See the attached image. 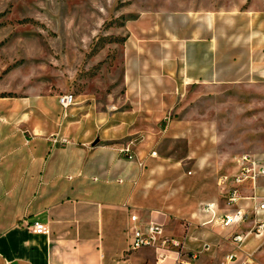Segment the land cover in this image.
<instances>
[{"label":"crops","instance_id":"1","mask_svg":"<svg viewBox=\"0 0 264 264\" xmlns=\"http://www.w3.org/2000/svg\"><path fill=\"white\" fill-rule=\"evenodd\" d=\"M219 25L208 13L132 20L115 109L64 112L50 95L0 98V264H154V250L128 252L133 214L161 224L166 236L186 237L196 264H235L227 256H241L239 246L222 239L231 229L210 222L205 206L214 203L221 215L218 181L238 173L240 157L226 164L214 152L218 139L205 134L212 129L202 103L205 92L250 80L253 50L251 39L223 38ZM124 145L130 161L120 154ZM238 195L234 207L252 214L264 202V179ZM36 221L49 233L25 228ZM223 241L229 247L219 257ZM262 245L264 231L241 248Z\"/></svg>","mask_w":264,"mask_h":264},{"label":"rangeland","instance_id":"2","mask_svg":"<svg viewBox=\"0 0 264 264\" xmlns=\"http://www.w3.org/2000/svg\"><path fill=\"white\" fill-rule=\"evenodd\" d=\"M165 13H208L221 21L223 38L251 39L250 80L205 92L201 117L226 164L264 155V0H0V98L73 94L74 107L115 109L129 24ZM228 247L220 243L218 256ZM250 253L264 264V245Z\"/></svg>","mask_w":264,"mask_h":264},{"label":"built area","instance_id":"3","mask_svg":"<svg viewBox=\"0 0 264 264\" xmlns=\"http://www.w3.org/2000/svg\"><path fill=\"white\" fill-rule=\"evenodd\" d=\"M58 105L65 112L75 105L73 94H61L58 96ZM60 143H66L61 140ZM122 157L130 161L133 158V151L129 145H124L120 149ZM153 153L152 155H155ZM239 170L236 175L223 176L219 179L218 185L221 187L224 196V208L217 216V208L214 203L205 206L206 211L212 215L211 221L218 220L222 228H229L231 231L222 239L230 242L234 246H239L241 256L230 254L228 261L235 264H258L251 253L241 248L247 235L259 236L264 231V202H258L252 214H248L241 208L236 209L239 197V187L245 183H250L252 189L256 188L259 180L264 179V155H243L239 158ZM120 182V181H119ZM255 198L254 196L252 197ZM230 209V211H227ZM131 226L127 230L128 252H135L141 249H152L155 252L154 264H196L199 258L198 253L185 251L186 237L176 238L166 236L161 224L142 220L138 215L130 216ZM25 228L33 234H48V226L41 222L26 223ZM246 228V229H245ZM243 230V231H242ZM210 244H204L202 252H209ZM10 264V263H8Z\"/></svg>","mask_w":264,"mask_h":264}]
</instances>
